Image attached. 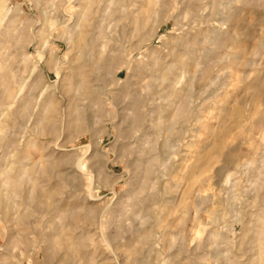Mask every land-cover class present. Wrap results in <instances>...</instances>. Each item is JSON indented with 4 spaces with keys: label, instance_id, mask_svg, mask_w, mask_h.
I'll use <instances>...</instances> for the list:
<instances>
[{
    "label": "rangeland",
    "instance_id": "rangeland-1",
    "mask_svg": "<svg viewBox=\"0 0 264 264\" xmlns=\"http://www.w3.org/2000/svg\"><path fill=\"white\" fill-rule=\"evenodd\" d=\"M0 264H264V0H0Z\"/></svg>",
    "mask_w": 264,
    "mask_h": 264
},
{
    "label": "bare ground",
    "instance_id": "bare-ground-1",
    "mask_svg": "<svg viewBox=\"0 0 264 264\" xmlns=\"http://www.w3.org/2000/svg\"><path fill=\"white\" fill-rule=\"evenodd\" d=\"M72 8V7H71ZM71 8H70V10H71ZM72 10H73V8H72ZM85 10V9H84ZM84 10H83V12H84ZM94 13V12H93ZM78 15V14H77ZM89 15V14H88ZM72 16V15H71ZM83 17V16H82ZM88 19V18H87ZM83 20H85V19H83ZM84 22V21H83ZM86 22V21H85ZM82 23V22H81ZM84 24V23H83ZM85 27H87L86 25H85ZM82 39V38H81ZM81 41V40H80ZM173 64V63H172ZM177 67V66H176ZM208 69V68H207ZM150 74H151V72H150ZM151 76V75H150ZM147 78V77H146ZM147 81H148V79H147ZM151 81V80H150ZM172 82V81H171ZM146 86V85H145ZM184 101V100H183ZM182 107V106H181ZM17 235V234H16ZM260 262V261H259ZM262 262H263V260H262Z\"/></svg>",
    "mask_w": 264,
    "mask_h": 264
}]
</instances>
